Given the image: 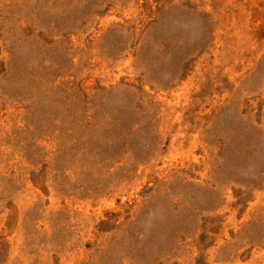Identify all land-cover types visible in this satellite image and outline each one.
Returning a JSON list of instances; mask_svg holds the SVG:
<instances>
[{
	"label": "rangeland",
	"instance_id": "1",
	"mask_svg": "<svg viewBox=\"0 0 264 264\" xmlns=\"http://www.w3.org/2000/svg\"><path fill=\"white\" fill-rule=\"evenodd\" d=\"M0 264H264V0H0Z\"/></svg>",
	"mask_w": 264,
	"mask_h": 264
}]
</instances>
